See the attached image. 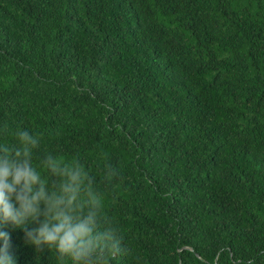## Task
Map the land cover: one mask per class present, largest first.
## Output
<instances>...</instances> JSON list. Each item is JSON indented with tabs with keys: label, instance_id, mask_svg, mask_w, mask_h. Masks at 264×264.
Wrapping results in <instances>:
<instances>
[{
	"label": "trees",
	"instance_id": "1",
	"mask_svg": "<svg viewBox=\"0 0 264 264\" xmlns=\"http://www.w3.org/2000/svg\"><path fill=\"white\" fill-rule=\"evenodd\" d=\"M21 130L87 169L113 264H264V0H0V143Z\"/></svg>",
	"mask_w": 264,
	"mask_h": 264
},
{
	"label": "clouds",
	"instance_id": "2",
	"mask_svg": "<svg viewBox=\"0 0 264 264\" xmlns=\"http://www.w3.org/2000/svg\"><path fill=\"white\" fill-rule=\"evenodd\" d=\"M39 144L28 130L0 143V264H17L9 228L25 230L27 243L54 251L59 264H113L120 242L102 193L78 161L49 153L35 162Z\"/></svg>",
	"mask_w": 264,
	"mask_h": 264
}]
</instances>
